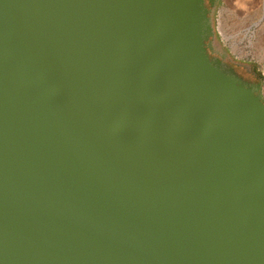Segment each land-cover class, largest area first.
<instances>
[{
  "label": "water",
  "instance_id": "1",
  "mask_svg": "<svg viewBox=\"0 0 264 264\" xmlns=\"http://www.w3.org/2000/svg\"><path fill=\"white\" fill-rule=\"evenodd\" d=\"M220 1L0 0V264H264V75Z\"/></svg>",
  "mask_w": 264,
  "mask_h": 264
},
{
  "label": "rangeland",
  "instance_id": "2",
  "mask_svg": "<svg viewBox=\"0 0 264 264\" xmlns=\"http://www.w3.org/2000/svg\"><path fill=\"white\" fill-rule=\"evenodd\" d=\"M216 26L230 58L255 63L264 75V0H221ZM215 43L221 49L217 40Z\"/></svg>",
  "mask_w": 264,
  "mask_h": 264
},
{
  "label": "flooded vegetation",
  "instance_id": "3",
  "mask_svg": "<svg viewBox=\"0 0 264 264\" xmlns=\"http://www.w3.org/2000/svg\"><path fill=\"white\" fill-rule=\"evenodd\" d=\"M218 55V54H217ZM225 61H227L229 64L235 67V69L238 71V73L243 76L244 78L258 82L259 80L256 78L253 68L250 65H242V64H236L230 57H226ZM258 70V68H257ZM259 71V70H258Z\"/></svg>",
  "mask_w": 264,
  "mask_h": 264
}]
</instances>
